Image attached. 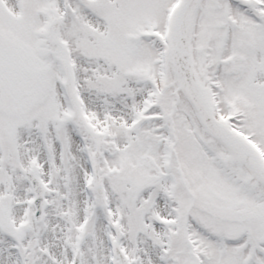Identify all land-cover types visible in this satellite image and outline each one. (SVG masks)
I'll list each match as a JSON object with an SVG mask.
<instances>
[{
	"label": "snow or ice",
	"instance_id": "1",
	"mask_svg": "<svg viewBox=\"0 0 264 264\" xmlns=\"http://www.w3.org/2000/svg\"><path fill=\"white\" fill-rule=\"evenodd\" d=\"M0 264H264V0H0Z\"/></svg>",
	"mask_w": 264,
	"mask_h": 264
}]
</instances>
